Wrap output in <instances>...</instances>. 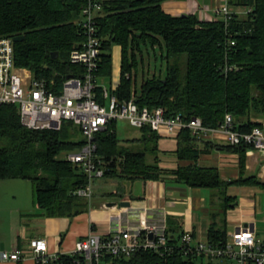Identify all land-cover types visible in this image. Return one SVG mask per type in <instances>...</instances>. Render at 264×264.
Wrapping results in <instances>:
<instances>
[{
  "label": "trees",
  "instance_id": "obj_1",
  "mask_svg": "<svg viewBox=\"0 0 264 264\" xmlns=\"http://www.w3.org/2000/svg\"><path fill=\"white\" fill-rule=\"evenodd\" d=\"M168 0H102L96 12L101 39L99 79L112 75V45L120 46L119 81L113 94L119 100L134 98L140 106L163 107L165 116L180 115L183 121L200 117L204 125L218 126L229 113L241 131L261 126L264 118V0H227L229 18L201 20L194 13L172 15L162 4ZM84 0H0V36L24 39L13 41L14 61L36 77L62 81L69 74L83 71L69 61L71 49L82 38L75 22ZM13 40V39H12ZM231 41L234 43L231 44ZM144 53L165 61V72L145 76L139 88L135 75ZM100 99L101 88L96 89ZM261 117V118H260ZM115 121L94 135L95 154L103 162L104 178L157 180L172 178L191 187L207 188L215 200L210 206L211 222L207 240L222 245L227 240L224 227L226 210L236 199L230 188H255L264 192V180L246 174V152L251 145L228 144L197 139L188 128L175 137V168L159 164L160 136L148 126L139 128L141 136L127 140L146 143L128 148L116 135ZM73 122L60 129L27 128L20 122L14 105L0 107V179L21 178L33 184L34 199L46 217H71L88 210L86 197L74 193L87 183L78 164L61 154L77 150L84 138L71 139ZM69 129V132H68ZM212 149L238 155L239 176L224 180L215 167L197 164L199 155ZM167 152V150H163ZM148 155H153L148 161ZM110 194V193H107ZM168 228L171 250L156 253L140 249L114 264H197L199 257L185 255L179 243L182 232Z\"/></svg>",
  "mask_w": 264,
  "mask_h": 264
},
{
  "label": "built area",
  "instance_id": "obj_2",
  "mask_svg": "<svg viewBox=\"0 0 264 264\" xmlns=\"http://www.w3.org/2000/svg\"><path fill=\"white\" fill-rule=\"evenodd\" d=\"M80 15L75 22L81 27L82 38L69 53V61L82 65L83 71L69 74L57 81L55 78L36 77L26 67L14 61L13 40L0 36V107L14 105L20 122L27 128L60 129L64 120L80 126L84 144L77 150L66 151L65 160L78 164L87 176V183L74 191L90 201L94 194V182L104 177L103 162L96 156L94 135L103 131L110 121L126 120L129 125L148 126L160 136L175 137L188 128L195 138L223 141L228 144H248L264 154V121L249 131L238 130L233 118L226 113L223 121L215 127L204 125L200 117L183 121L180 115L165 116L163 107H140L134 98L119 100L113 91L118 82L108 87L100 82L95 71L99 65L101 39L98 35L96 12L102 0H84ZM227 0L218 7L221 19L229 18ZM234 42L231 41V44ZM100 87L108 103L97 99ZM111 220L105 233L96 231L90 224L89 232L78 238L72 248L51 250L44 237L31 238L26 246L0 250V261H14L31 257L34 264H114L117 258H129L140 249L162 253L171 250L168 244L165 214L150 219L149 206L135 204L107 205ZM110 210V211H109ZM185 255L205 258H227L234 264H264V242L255 237L250 224L239 225L222 245L206 241H194L191 233L182 232L179 243Z\"/></svg>",
  "mask_w": 264,
  "mask_h": 264
},
{
  "label": "crops",
  "instance_id": "obj_3",
  "mask_svg": "<svg viewBox=\"0 0 264 264\" xmlns=\"http://www.w3.org/2000/svg\"><path fill=\"white\" fill-rule=\"evenodd\" d=\"M224 1L168 0L163 2L162 7L172 15L194 13L201 20H212L220 17L217 9ZM163 137L175 139L176 136ZM254 152L255 149H249L246 152V174H256L260 179L264 180V159L258 158ZM158 159L159 164L164 168H175L177 164L185 163L184 161L179 162L176 156L167 157L166 155H162L158 156ZM196 162L202 167H215L224 180L239 176L238 155L236 153L212 149L211 151L201 153ZM96 181H98L101 188H94V194L88 210L76 214V220L67 228V231L60 232L56 238L50 234V229L52 228L51 218L59 217L40 215L37 219L41 220L45 225L44 231L40 230L36 234L29 235L24 226H20L15 238L12 240L10 249L0 246V250H11L15 246L24 247L31 238L35 237L46 238L51 250L70 249L78 238L85 236L89 232L90 224L100 233L107 232L110 229L111 220L108 218V210L102 207V203L120 200H128L135 204L149 206L151 212L148 217L150 219L158 218L159 213L163 212L166 218L167 229H174L175 234L189 232L194 241L207 240V231L211 222L210 206H212L215 200L211 190L191 187L168 177L157 180H142V194L133 195L132 185L130 183H122L125 182L124 179L105 177ZM132 181L133 183L135 182L134 180ZM104 185H107L108 188H104ZM1 186L2 183H0ZM234 194L236 195V199L233 205L226 210L224 219L217 220L219 227L225 228L228 237L239 225L250 224L255 237L264 242V192L255 188H242L240 191L234 192ZM33 204L36 208L35 200H33ZM38 211L39 209L37 208ZM18 212L22 214L21 208L18 209ZM77 219L79 222H76ZM0 264L34 263L31 257H27L20 262L0 261ZM197 264L234 263L227 258L199 257Z\"/></svg>",
  "mask_w": 264,
  "mask_h": 264
},
{
  "label": "rangeland",
  "instance_id": "obj_4",
  "mask_svg": "<svg viewBox=\"0 0 264 264\" xmlns=\"http://www.w3.org/2000/svg\"><path fill=\"white\" fill-rule=\"evenodd\" d=\"M112 75L111 81L113 86L119 81V57H120V46L116 43L112 45ZM165 61L154 60L152 54L150 57L144 53V59L142 66L137 70L135 75L136 88H139L141 82V73L144 72L145 76H150L151 74H160L161 76L165 72ZM100 82L103 83L106 87L109 88L110 84L108 79H100ZM100 99L104 104L108 103L103 93H100ZM261 118V117H260ZM264 121V118L261 119ZM66 121V120H64ZM115 130L120 143L128 148H143V146L150 143V141H145L146 143H133L127 141L129 139L139 137L142 134V131L134 126L129 125L126 120H117L115 123ZM69 132V129H68ZM69 137L71 139L79 140L82 139L83 134L81 132L80 126L76 123H73V128L69 132ZM223 143V141H220ZM151 144V143H150ZM152 145V144H151ZM176 140L172 138H167L160 136L158 139V146L160 151H158L157 156L166 155L167 157H175L174 153L167 151L163 152L161 150H171L175 147ZM255 155L258 158L264 159V154L259 150L255 149ZM64 153L61 154L63 156ZM153 155H148V161H151ZM104 178V177H103ZM117 179V178H116ZM125 182L132 185V194H142V180L136 179L133 183L132 180L124 179ZM2 186L0 187V246H3L5 249H10L12 245V240L15 238L17 231L20 226H24L26 232L29 235L36 234L40 230L44 231L45 225L41 220L37 219L40 215H37V207L35 208L33 204L34 199V190L33 184L30 180L21 179V178H10V179H0ZM133 183V184H132ZM94 188H101L98 181L94 182ZM104 188H108L107 185H104ZM242 188H230L229 192L234 193L240 191ZM21 208L22 214H19L18 209ZM77 215L71 217L63 218H51V229L50 234L54 235L56 238L59 236V233L62 231H67V228L76 220ZM79 219V218H78ZM77 219L76 222H79ZM171 224V223H170ZM98 231V230H96ZM99 232V231H98Z\"/></svg>",
  "mask_w": 264,
  "mask_h": 264
},
{
  "label": "water",
  "instance_id": "obj_5",
  "mask_svg": "<svg viewBox=\"0 0 264 264\" xmlns=\"http://www.w3.org/2000/svg\"><path fill=\"white\" fill-rule=\"evenodd\" d=\"M183 15H186V14H183ZM13 41H20V40H22V39H24V36L23 35H16V36H14L13 38ZM69 75H67V77H68ZM107 203V205H109V206H111V205H115V204H119V205H121V206H127V205H129V201L128 200H120V201H107L106 202Z\"/></svg>",
  "mask_w": 264,
  "mask_h": 264
}]
</instances>
